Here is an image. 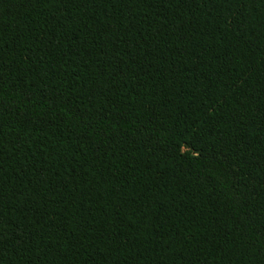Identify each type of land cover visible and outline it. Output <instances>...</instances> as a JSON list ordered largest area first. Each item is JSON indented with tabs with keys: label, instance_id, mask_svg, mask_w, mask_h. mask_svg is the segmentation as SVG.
<instances>
[{
	"label": "trees",
	"instance_id": "obj_1",
	"mask_svg": "<svg viewBox=\"0 0 264 264\" xmlns=\"http://www.w3.org/2000/svg\"><path fill=\"white\" fill-rule=\"evenodd\" d=\"M0 264H264V0H0Z\"/></svg>",
	"mask_w": 264,
	"mask_h": 264
}]
</instances>
